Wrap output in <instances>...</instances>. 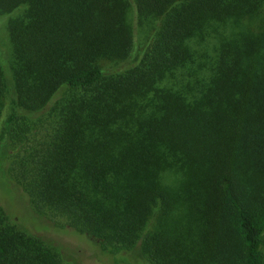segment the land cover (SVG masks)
I'll return each mask as SVG.
<instances>
[{
  "label": "trees",
  "instance_id": "trees-1",
  "mask_svg": "<svg viewBox=\"0 0 264 264\" xmlns=\"http://www.w3.org/2000/svg\"><path fill=\"white\" fill-rule=\"evenodd\" d=\"M23 5L0 147L49 128L0 160L35 207L150 264H264V0H0V13ZM242 20L256 25L222 41L201 91L161 85L209 27ZM61 262L0 206V264Z\"/></svg>",
  "mask_w": 264,
  "mask_h": 264
},
{
  "label": "rangeland",
  "instance_id": "rangeland-1",
  "mask_svg": "<svg viewBox=\"0 0 264 264\" xmlns=\"http://www.w3.org/2000/svg\"><path fill=\"white\" fill-rule=\"evenodd\" d=\"M26 8L23 5L10 13H0V66L5 72L9 89L8 98L5 99L3 107L2 119L11 111L10 98L13 97L12 66L14 58L8 26L12 19L22 16ZM132 17L133 12L130 8L128 12L130 23ZM153 24L154 22L151 23L148 20L138 28L136 27V36L140 44L146 42ZM249 25L255 26L256 20H252V22L242 20L238 23H217L209 27L202 37L192 41L194 61L175 70L174 75L164 79L161 85L173 87L188 92V94L201 91L216 66L222 41L225 38L233 37ZM22 112V110H18V113ZM35 127L36 129L31 130L30 128L28 131L25 130L23 133H19L20 140L15 139L12 146H1V152L5 150L8 153L15 151L19 153L18 159L20 156L23 157L25 149L32 146L36 147L44 139V135L49 128L46 124L42 127L40 123H37ZM5 163L0 160V206L17 228L28 235L53 243L59 254H62L61 264H150L136 249L103 250L98 242L90 236L67 227L65 218L42 213L15 182L14 172L11 171L13 177L7 173ZM177 176L175 171L168 170L163 173L162 180L167 185H173Z\"/></svg>",
  "mask_w": 264,
  "mask_h": 264
}]
</instances>
